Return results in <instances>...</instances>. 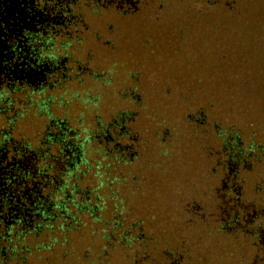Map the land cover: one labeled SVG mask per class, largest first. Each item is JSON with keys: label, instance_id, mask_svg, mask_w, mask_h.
Listing matches in <instances>:
<instances>
[{"label": "rangeland", "instance_id": "rangeland-1", "mask_svg": "<svg viewBox=\"0 0 264 264\" xmlns=\"http://www.w3.org/2000/svg\"><path fill=\"white\" fill-rule=\"evenodd\" d=\"M208 12L222 18L208 22L176 4L159 22H131L96 70L107 81L85 77L51 92L58 103L63 100L51 107L52 113L66 117L81 135L93 131L96 115L106 122L118 110L137 111L131 125L139 134L138 154L109 170V176L121 177V184L106 187L94 168L89 172L88 183L102 197L100 218L95 230L87 225L70 235L72 263L131 264L125 251L101 252L105 217L119 199L127 222L141 221L156 258L163 248L177 246L186 248V264H244L250 257L248 239L218 234L210 216L201 220L186 208L194 201L205 213L213 207L219 169L207 144L218 145L217 129L235 130L244 145L264 144V0L227 6V18L224 12ZM131 88L138 103L130 102L135 101L128 95ZM189 114L204 118L203 123ZM94 148L85 150L90 163L113 159ZM243 176L245 195L252 197L254 170ZM111 189L115 194L108 198ZM82 247L89 261L79 255ZM52 255L32 256L29 264H62Z\"/></svg>", "mask_w": 264, "mask_h": 264}, {"label": "flooded vegetation", "instance_id": "flooded-vegetation-1", "mask_svg": "<svg viewBox=\"0 0 264 264\" xmlns=\"http://www.w3.org/2000/svg\"><path fill=\"white\" fill-rule=\"evenodd\" d=\"M242 1L0 0V234L8 237L15 229L33 225L39 229L53 209L62 212L46 191V157L64 158L67 172L82 160L88 140L66 117L52 113L50 104L57 99L52 91L82 83L85 77L107 81L96 70L105 53L116 48L117 39L127 35L131 22H159L176 4L199 19L220 21L222 17L205 11L224 12L227 18L226 7H240ZM128 95L135 98L131 103L140 101L135 88ZM136 113L133 108L124 109L106 122L96 115L95 138L90 136L94 147L112 145V152H128L126 161H132L138 154L139 134L131 125ZM192 116L197 124L203 123L204 118ZM227 129H217L219 147L225 144ZM238 137L239 145L244 144ZM207 147L213 148L209 143ZM222 159H214L217 178ZM219 182L217 190L227 186L220 178Z\"/></svg>", "mask_w": 264, "mask_h": 264}, {"label": "trees", "instance_id": "trees-1", "mask_svg": "<svg viewBox=\"0 0 264 264\" xmlns=\"http://www.w3.org/2000/svg\"><path fill=\"white\" fill-rule=\"evenodd\" d=\"M62 103L63 100L59 103L52 100L50 105L57 106ZM81 136L88 141L83 146L81 162L75 163L71 171H66L68 165L65 164L64 158L56 155L51 158L46 157L49 163L46 191L50 192L51 198L58 203L56 208L61 209L62 212L53 209L39 229L34 225L32 228L15 229L8 237L1 233L0 264H29L32 256L42 257L44 253L53 254L54 259H61L62 264H74L72 256L75 253L72 254L73 251L70 250V235L79 232L82 227V230H86L88 226L95 230L100 218L99 198L102 197L96 191L98 187L88 183L89 172L94 168V173L104 178L102 183L111 188V184H121V177L109 176L110 168L112 166L119 168L128 164L126 161L128 152H112L113 146L107 148L105 144L94 148V151L102 150L103 158L113 159L110 162L97 160L90 163L85 157V150L94 147V142L90 139L93 131ZM223 137L225 144L222 143L220 147L216 144V148L208 149V153L215 161L222 156L219 178L227 186L218 189L209 213H205L201 204L195 201L186 208V213L195 214L201 220L204 216H210L211 223L215 224L214 230L218 234H227L231 239H248L251 255L244 264H264V144L254 140L247 145H239L241 142L238 133L229 128ZM51 151H55V148ZM250 170H254L256 175L253 180L252 197L245 195L244 190L243 174ZM106 194L109 198L115 193L111 189ZM114 197L118 200V197ZM127 217L123 201L119 199L105 217L101 234V252L104 253L107 248L125 251L131 264H186V248L183 246L163 248L160 251L162 256L158 258L153 256L150 239L143 231L141 221L127 222ZM41 235L46 237L38 239ZM82 248L79 255L89 261V256L84 253L87 248ZM68 250L71 251L70 258L67 256ZM90 261L87 264H93Z\"/></svg>", "mask_w": 264, "mask_h": 264}]
</instances>
